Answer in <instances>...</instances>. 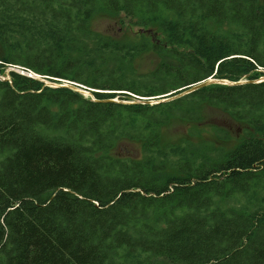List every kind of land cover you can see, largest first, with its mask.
<instances>
[{"label":"trees","instance_id":"trees-1","mask_svg":"<svg viewBox=\"0 0 264 264\" xmlns=\"http://www.w3.org/2000/svg\"><path fill=\"white\" fill-rule=\"evenodd\" d=\"M120 14L162 35L93 28ZM149 51L160 61L140 72ZM8 66L92 95L0 78V264H264V0H0ZM210 77L246 82L136 101ZM207 108L241 126L235 146L221 126L215 142L161 143ZM125 141L140 155L116 153Z\"/></svg>","mask_w":264,"mask_h":264},{"label":"rangeland","instance_id":"rangeland-1","mask_svg":"<svg viewBox=\"0 0 264 264\" xmlns=\"http://www.w3.org/2000/svg\"><path fill=\"white\" fill-rule=\"evenodd\" d=\"M130 18L126 14H120L116 17L110 15H99L94 18V20L92 21V25L95 30L103 33L106 36L114 37L119 40H124L128 42H137L142 38V34L147 33H141L140 30L143 28L145 29V27L137 25L136 19L132 20ZM147 28L151 30L153 34L156 35L154 36L155 40L158 38V35H162V33H160V31L157 29L156 25H150ZM159 61L160 55L154 51H149L143 53L140 57L136 59L135 66L140 72H149L155 68ZM10 70H16L26 74V71L20 67L8 66L7 70L3 74L8 79L10 77L8 71ZM33 75L34 77L41 78L48 85H53L55 83L52 80L42 78L41 75ZM81 90L84 95H91V93H89L87 89L81 88ZM121 97L122 96L116 98L120 99ZM204 116L205 117L203 118V123L200 125L179 119L172 121L169 125L163 128L160 139L161 143H175L184 138H189L194 141L206 139L215 142V140L218 139L216 136V127L218 126L228 128L229 130L227 131L232 135V139L230 141L225 142L218 140V143H222L227 147H231L233 145L235 146L238 141H240V139L242 138L243 130H241V126L237 124L234 120H232L224 112L207 108L204 112ZM194 127H198L201 133L200 136H193L191 134V129H193ZM115 150L116 153H122L123 155H140L141 144L138 142L125 141L121 143V145H119Z\"/></svg>","mask_w":264,"mask_h":264},{"label":"water","instance_id":"water-1","mask_svg":"<svg viewBox=\"0 0 264 264\" xmlns=\"http://www.w3.org/2000/svg\"><path fill=\"white\" fill-rule=\"evenodd\" d=\"M148 32V33H150L151 32V30H149V29H141L140 30V32L142 33V32ZM24 74V73H23ZM29 76H32V77H34V75H31V74H29ZM0 78L1 79H3V80H7L8 78H6V77H4V76H2V75H0ZM260 80H264V77H262ZM243 82H246V80H240V81H235V82H233V81H228V80H226V79H217V78H208V79H206V80H203V81H201V82H199V83H197V84H195L194 86H192V87H190L189 89H187V90H185V91H183V92H181V93H179V94H176V95H174V96H171V97H169V96H165V97H163L162 99H160V100H157V99H154V100H152V99H148V98H145V97H139V96H137L136 98H137V102L138 103H149V104H154V103H159V102H162V101H166V100H169V99H172V98H175V97H179V96H182V95H184V94H186V93H189V92H191V91H194V90H196V89H198V88H200V87H203V86H206V85H208V84H211V83H222V84H230V85H233V84H240V83H243ZM54 86H68V87H70V88H72V89H74V90H78V91H81L82 92V90H81V88H86L85 86H83V85H78V84H74V83H71V82H64L63 84H58V83H54L53 84ZM87 90H88V88H86ZM88 92L89 93H91V91L90 90H88ZM83 93V92H82ZM84 94V93H83ZM91 95H92V93H91ZM104 101H109V102H111V101H114V102H119L120 100L119 99H117V98H110V99H106V100H104Z\"/></svg>","mask_w":264,"mask_h":264}]
</instances>
